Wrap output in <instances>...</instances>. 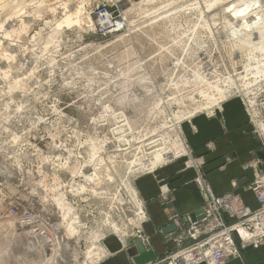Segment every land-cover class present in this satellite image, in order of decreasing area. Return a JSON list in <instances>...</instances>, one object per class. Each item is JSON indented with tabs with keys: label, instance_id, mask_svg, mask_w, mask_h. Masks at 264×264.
Here are the masks:
<instances>
[{
	"label": "rangeland",
	"instance_id": "374dc122",
	"mask_svg": "<svg viewBox=\"0 0 264 264\" xmlns=\"http://www.w3.org/2000/svg\"><path fill=\"white\" fill-rule=\"evenodd\" d=\"M200 4L0 0V264H99L88 254L101 256L107 236L128 249L143 224L126 211L141 201L136 180L190 157L152 170L142 163L181 138L192 158L181 126L212 116L204 106L216 86L264 92L243 73L260 53L226 37L238 26L222 21L225 7ZM99 8L113 29L96 25ZM61 205L71 213L62 216Z\"/></svg>",
	"mask_w": 264,
	"mask_h": 264
},
{
	"label": "crops",
	"instance_id": "0c3cea01",
	"mask_svg": "<svg viewBox=\"0 0 264 264\" xmlns=\"http://www.w3.org/2000/svg\"><path fill=\"white\" fill-rule=\"evenodd\" d=\"M213 112L212 116L196 115L181 126L192 158L200 161L198 167L172 161L135 182L146 215L140 229L148 243L130 239L124 250L115 238L107 236L102 240L107 256L99 264H149L177 249L176 232L165 233L168 219L177 213L187 222L186 217L202 210L204 194L199 182L213 196L233 193L245 207L257 210L247 187L255 172L264 174L262 141L254 133L239 97L223 101ZM136 243H140V250ZM187 244L185 240L181 246ZM235 244L239 255L224 264H264V243L241 248L235 237Z\"/></svg>",
	"mask_w": 264,
	"mask_h": 264
},
{
	"label": "built area",
	"instance_id": "2783aa9c",
	"mask_svg": "<svg viewBox=\"0 0 264 264\" xmlns=\"http://www.w3.org/2000/svg\"><path fill=\"white\" fill-rule=\"evenodd\" d=\"M93 17L96 25L102 31L111 30L117 25L112 22L108 12L101 8L96 10ZM246 99L248 100V98ZM242 103L254 133L258 134L259 129L257 128L258 131H256L257 129L255 130L254 127L257 126L256 123H264V92L259 93L253 100L242 101ZM215 107L208 108L207 111H212ZM188 154H184L187 155V159L190 157V162L186 164L195 168L198 167L200 165L199 159L191 158ZM199 185L204 194L202 206L204 217L196 221H190L186 217L187 222H184L180 214L171 215L168 222L175 227L177 234L175 243L178 248L149 264H224L229 259L239 255L235 237L239 240L241 248H245L247 245L257 247L264 243V174L255 172L252 183L247 187L258 205L257 210L254 211L245 207L241 198L236 194L227 193L221 196H213L207 189L203 188L201 182ZM130 207L134 206H126L127 213H134ZM135 207L143 213V220L137 219L140 223H144L146 215L143 203L139 201ZM23 215L26 225L34 222L27 213L24 212ZM43 224L47 227L45 223ZM140 226L135 235L126 239V243L130 239L139 240L142 244L148 243L147 238L142 235ZM48 229L45 228L47 239L44 242L46 244H49L51 239L47 234ZM185 240H188L189 244L181 246ZM94 250L89 253V259L94 258L93 263L105 258L104 249L101 256L98 252L94 253Z\"/></svg>",
	"mask_w": 264,
	"mask_h": 264
},
{
	"label": "bare ground",
	"instance_id": "6f19581e",
	"mask_svg": "<svg viewBox=\"0 0 264 264\" xmlns=\"http://www.w3.org/2000/svg\"><path fill=\"white\" fill-rule=\"evenodd\" d=\"M200 5H202L203 7L207 8V9H212L215 7H218V8L225 7V8H223V12H225V14L229 15L228 16L229 19H228V17H226V18H223L222 21L225 23H228V24L233 23V24L238 26V27H227V29L224 31V32H226L225 33L226 37H232L233 41H238L242 44L251 45L252 46L251 53L252 54H254V52L260 53V55H261L260 57H262V60L258 61L257 58H255V55L251 56V61L253 59L255 62L254 63L250 62L248 65L243 67L244 68L243 73H245L244 77H247V75H251L253 78V82H258L259 83L258 86H261V88L262 87L264 88V79H262V78H264V42H261V43L255 42V41H257L258 37H259V39H264V0H202V4H200ZM119 7H120V9L125 8L126 3H124V2L121 3V5ZM247 10H249V13H250V14L248 13L249 15L246 14ZM255 30L257 31L256 35L258 37H254L255 32L253 33V31H255ZM0 66L1 67L4 66L3 61L0 62ZM215 90H216V95H213L208 99V103L204 106L205 109L215 107V106L218 107L220 105V103H222L223 101H225L229 98L238 97V95H242L243 93H245L243 95H245L246 98H248V100H253L254 95H255L254 94L255 91H252L253 89L252 90L249 89V90H246L245 92H243L244 90L242 91L238 88L232 89L229 87L227 89H218V86H216ZM181 118H182L181 114L177 115L175 117V120L177 121V123L181 124L179 122ZM177 123H176V126H177ZM173 126H174V124H173ZM258 126H259V130L262 132V134L264 136V123H259ZM167 127H169V126H167ZM176 133H178V132H176ZM177 138H179V135ZM177 138H176V140H177ZM181 139L178 140L180 145L178 143H176V145L174 144V147L171 146L172 148H169V149L167 148V150H165L166 148L161 149V150L157 151L156 153H154V155H152L153 157L151 156L152 158L150 160H148V161L145 160L146 162L142 163L141 168H145L147 170H152L156 166H159L168 160L170 161L172 159H176V158L186 154L185 149H184L185 146L184 147L182 146L183 143H181V141H182ZM166 146H167V144H166ZM150 153H151V151H150ZM150 153H148V154H150ZM151 154H153V153H151ZM142 157H144V155ZM134 172H135V170H134ZM126 195H127V193H126ZM62 197H63V195H62ZM134 197L135 196H133V198ZM60 208H62V216H66V215H69L71 213V210L68 206L61 205ZM130 209H133L132 211L135 213V216H137V218L139 220H143V213H141L140 210H137L135 206L130 207ZM136 221H134V222H136ZM74 223L71 221L68 223V225H66L68 235L72 234V232H74V229L76 228ZM124 233H125V230H124ZM121 236H123V234ZM98 237H101V236L99 235ZM98 237L96 235V238H98ZM93 238H95V236ZM103 239H104V237H103ZM99 254H100V252H99Z\"/></svg>",
	"mask_w": 264,
	"mask_h": 264
},
{
	"label": "water",
	"instance_id": "95a60500",
	"mask_svg": "<svg viewBox=\"0 0 264 264\" xmlns=\"http://www.w3.org/2000/svg\"><path fill=\"white\" fill-rule=\"evenodd\" d=\"M204 217L203 211L199 210L195 213H192L189 215V219L190 221H196V220H200ZM175 232V227L173 225H169L166 229H165V233H174ZM137 248L140 250V243H136Z\"/></svg>",
	"mask_w": 264,
	"mask_h": 264
}]
</instances>
